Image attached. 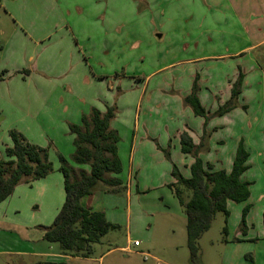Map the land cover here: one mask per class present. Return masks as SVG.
Wrapping results in <instances>:
<instances>
[{"label": "rangeland", "instance_id": "374dc122", "mask_svg": "<svg viewBox=\"0 0 264 264\" xmlns=\"http://www.w3.org/2000/svg\"><path fill=\"white\" fill-rule=\"evenodd\" d=\"M195 83L209 114L232 107L208 120L220 127L207 130L213 150L199 156L230 170L243 139L251 196L230 201L227 220L215 215L192 261L185 211L165 184L168 153L190 175L175 137L202 119L185 102ZM108 107L123 168L108 177L132 187L129 196L95 187L93 206L118 227L90 257L119 247L129 251L114 249L102 264H264V0H0V162L16 131L47 149L53 167L44 178L24 177L0 203V250L37 248L40 226H50L65 201L60 156L89 170L72 160L70 127Z\"/></svg>", "mask_w": 264, "mask_h": 264}, {"label": "trees", "instance_id": "16d2710c", "mask_svg": "<svg viewBox=\"0 0 264 264\" xmlns=\"http://www.w3.org/2000/svg\"><path fill=\"white\" fill-rule=\"evenodd\" d=\"M243 74L232 89V98H237ZM197 117L205 120L204 133L200 144H195L188 130L180 134L181 152L191 155L194 162L190 166V177H185L178 166L172 163L171 176L174 182L168 184L173 194L183 207L186 217V231L190 258L198 259V240L212 226L215 215L223 212L226 220L230 215L228 203H241L250 196L248 181L242 180V175L250 168L248 162L250 152L240 140L232 167L215 169L210 162H205L200 156V150L209 151L206 140L207 122L213 116H222L232 107H221L212 115L202 105L197 85L185 97ZM114 108L108 107L105 113L93 109L90 115L82 117L81 125L70 127L74 135L75 148L73 162L78 166H88L89 170L75 169L68 161L60 156V171L64 177L65 201L59 210L54 222L50 226H40L44 231V239L51 243H58L65 255L90 257L94 246L102 242V238L117 225L106 218L104 212L93 211L82 205V200L94 192L99 183L109 186V192H121L122 182L118 178L108 175H118L122 172V163L118 156V142L120 137L111 129V120L114 118ZM13 145L6 147L7 160L0 162V203L12 195L17 185L24 177L38 180L46 177L53 169L47 149L29 143L24 136L11 131ZM167 158L171 161L170 154ZM186 190L192 192L188 201L184 200ZM250 207L246 206L242 214L243 232H246V216ZM227 232V228H224Z\"/></svg>", "mask_w": 264, "mask_h": 264}, {"label": "crops", "instance_id": "0c3cea01", "mask_svg": "<svg viewBox=\"0 0 264 264\" xmlns=\"http://www.w3.org/2000/svg\"><path fill=\"white\" fill-rule=\"evenodd\" d=\"M198 97H199L201 103H203L201 94H198ZM200 118H202V117H200ZM204 122H205V120H204V118H202L199 120L198 124H196L195 126L189 125L185 129V130L189 131V133H190L191 137L193 138V141L195 144L198 143L196 140L197 136L200 135L202 130L204 129ZM212 123L213 122H209V124L207 125V128H206L207 130H212L215 128L218 129L220 127V126L212 125ZM181 133H182L181 131L177 132L176 133L177 136L175 137V148L177 149L179 146L180 151H181V146H180V140L178 141V139H179ZM213 146H214L213 142L211 141L210 142L211 150H213ZM188 156L189 155L183 154V156L181 157V161L183 163V166L189 165V170H190V166L194 162V159L193 158L191 159ZM171 160L174 164H176L174 162L173 158ZM170 165H171V169L169 170V174H170L171 179L169 178V180L166 182L165 185H168V184L174 182V179L171 176L172 164L170 163ZM178 168L180 169V166H178ZM180 171H181V169H180ZM181 173L183 174L182 171H181ZM183 175L187 178L190 177V175H185V174H183ZM102 184H104V183H102ZM131 187H132L131 183L129 184V182H128V184L125 185L122 182V188H124V190H127L128 196L131 194ZM109 189H111V188H105V187H104V189L101 188V190L106 191V192H109ZM94 196H95V193L93 192L91 195L85 197L82 200V205L87 209H91L93 211H100L98 209H95V207L93 206L94 200H95ZM228 208H229V203H228ZM101 212H103V211H101ZM247 229H248V227H247ZM43 232L40 235L36 236L37 242H40L38 244L37 248L34 249L33 246H31V247L28 246L26 249H19V248H11V249H6V250L2 249V250H0V258L6 257L7 264H102L103 257L114 249H119L120 251H124V252L129 251V249H127V248H119V247L112 248V249L108 250L107 252L103 253L98 258L93 257V256H91V257H77V256L65 255L61 251L60 245H59V247H57L55 245L58 243H51V242H48L44 239V233ZM29 236H30V234L28 236L26 235V238L30 239V241L27 240V242H35L34 238L33 237L29 238ZM135 241H137V240H135ZM28 257L30 259L26 260V258H28ZM31 260H35V261L32 262Z\"/></svg>", "mask_w": 264, "mask_h": 264}, {"label": "built area", "instance_id": "2783aa9c", "mask_svg": "<svg viewBox=\"0 0 264 264\" xmlns=\"http://www.w3.org/2000/svg\"><path fill=\"white\" fill-rule=\"evenodd\" d=\"M133 245H134L135 247H138V246H140V242H139V241H134V242H133ZM145 259H147V255H145Z\"/></svg>", "mask_w": 264, "mask_h": 264}]
</instances>
